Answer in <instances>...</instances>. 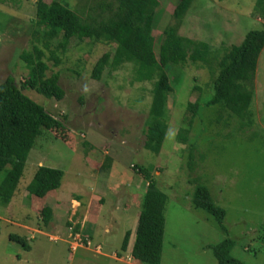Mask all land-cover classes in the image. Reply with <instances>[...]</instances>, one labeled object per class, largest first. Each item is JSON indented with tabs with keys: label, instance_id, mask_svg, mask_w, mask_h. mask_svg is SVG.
I'll return each mask as SVG.
<instances>
[{
	"label": "rangeland",
	"instance_id": "1",
	"mask_svg": "<svg viewBox=\"0 0 264 264\" xmlns=\"http://www.w3.org/2000/svg\"><path fill=\"white\" fill-rule=\"evenodd\" d=\"M37 1L0 0V85L13 77L20 87L28 78L20 56L32 51ZM63 1L71 8L80 3ZM159 1L153 32L157 45L164 28L174 22L171 15L177 4ZM263 17L264 0H194L180 34L220 49L239 45L250 31L262 30ZM59 41L54 40L51 49ZM114 51V45L72 40L66 53L57 52L59 66L46 51L48 76L59 74L64 99L59 102L24 90L75 134L77 144L56 138L58 131L43 130L36 139L11 202L0 201V264H124L97 254L95 248L102 246L110 257L122 256L126 233L137 230L148 184L134 166L153 168L157 190L167 197L160 264H219L213 247L226 239L235 242L231 255L241 263L264 264V49L250 111L253 125L242 127L228 110L208 107L213 95L210 70L202 63L188 62L180 81L173 83L168 130L159 154L144 147L156 80L139 82L135 63L117 70L107 67L95 75L102 56ZM198 99L199 112L189 128L188 106ZM185 128L189 132L182 141L179 134ZM41 166L64 173L60 188L46 202L29 190ZM5 174L0 175V183ZM198 186L206 187L211 202L226 211L225 229L196 207ZM93 199L105 204L103 218L93 216L97 209L90 204ZM41 202L53 209L48 225L42 221L41 206L35 209ZM77 234L88 238L91 246L73 251ZM10 235L26 237L28 249Z\"/></svg>",
	"mask_w": 264,
	"mask_h": 264
},
{
	"label": "trees",
	"instance_id": "2",
	"mask_svg": "<svg viewBox=\"0 0 264 264\" xmlns=\"http://www.w3.org/2000/svg\"><path fill=\"white\" fill-rule=\"evenodd\" d=\"M176 8L171 15L174 22L163 30L159 45L154 37V23L159 0H80L75 8L63 0H38L32 51H24L20 58L28 70V78L20 87L13 77L0 85V175L6 171L0 183V201L9 204L23 176L26 160L36 139L43 130L58 131L56 138H62L75 146L76 136L67 130L63 122L50 114L42 105L25 95L24 90H34L47 99L62 101L65 91L60 85L58 73L48 76L49 65L46 51L51 52L49 60L55 66L61 64L57 55L66 53L72 40L114 45L115 51L105 53L96 67V76L104 68L113 70L125 63L137 65L138 81H153V100L147 123L145 148L159 154L164 143L169 118V103L175 87L180 81L182 68L186 63L206 65L211 73L213 95L206 105H219L223 111L237 117L242 127H251L250 111L255 97V79L260 54L264 49V28L250 31L239 45L222 46L214 49L209 43L191 39L180 34V28L194 0H175ZM264 19V17H263ZM60 38L55 50L52 42ZM173 79L170 73L173 74ZM173 80V82H172ZM198 99L190 103L188 111L191 128L199 112ZM188 128L181 129L180 140L185 141ZM195 147L189 149L191 167L195 159ZM8 167L9 170H6ZM136 172L147 180V190L141 203V213L132 249L133 258L140 264H160L165 234L166 195L157 190L153 168L134 166ZM64 173L61 170L41 166L36 172L29 190L32 195L45 199L53 196L61 186ZM197 208L207 211L224 228L226 211L211 202L206 187L198 186L195 192ZM41 202L42 221L48 225L53 218V209ZM102 205V204H101ZM225 229V228H224ZM78 232V229L77 231ZM12 241L28 249L26 237L10 235ZM131 238L128 231L122 243L127 251ZM235 242L226 239L213 247L219 264H243L232 257Z\"/></svg>",
	"mask_w": 264,
	"mask_h": 264
},
{
	"label": "crops",
	"instance_id": "3",
	"mask_svg": "<svg viewBox=\"0 0 264 264\" xmlns=\"http://www.w3.org/2000/svg\"><path fill=\"white\" fill-rule=\"evenodd\" d=\"M93 203H95L96 204V207L95 208H97V209H95V210H93L92 211V213H93V216H95V217H98V215H101V218H103V214H104V211H102L103 209H104V206H105V204H100L98 201H96V200H92V202L90 203L91 204V206H92V204ZM73 204H77L78 206H82V204H81V202L80 201H74L73 202ZM90 206V207H91ZM93 209V208H92ZM90 211V210H89ZM102 212V213H101ZM75 213V212H74ZM104 218H105V216H104ZM97 219V218H96ZM97 220H95L94 221V223L96 222ZM93 222V221H92ZM92 226H94L93 224H92ZM79 227V226H78ZM24 228H26V229H29V227L28 226H24ZM31 230V229H30ZM32 231H34V230H32ZM35 233H39L40 231L39 230H36V231H34ZM105 232L106 233H108L109 232V229H106L105 230ZM130 232H131V238H130V242H129V246H128V249H127V251H122L123 252V254L124 255H122V256H117V255H111V257L109 256V255H105L104 253H103V248H101V252L100 253H97V254H99V255H102V256H104V257H108V258H111V259H113V260H115V261H117V262H120V263H124V264H126V263H129V261H127V259H132V262H134L133 264H140L138 261H136L134 258H133V256H132V249H133V246H134V243H135V240H136V231H135V233H134V231L133 230H130ZM91 237V239L93 238L92 236H90ZM100 247H102V246H100ZM126 257V258H125ZM127 257H129V258H127ZM73 258H75L73 255L71 256V260H73ZM126 259V260H125Z\"/></svg>",
	"mask_w": 264,
	"mask_h": 264
},
{
	"label": "built area",
	"instance_id": "4",
	"mask_svg": "<svg viewBox=\"0 0 264 264\" xmlns=\"http://www.w3.org/2000/svg\"><path fill=\"white\" fill-rule=\"evenodd\" d=\"M53 241V240H52ZM73 246H71L73 251H76L79 248L89 247L91 246V241L88 238H83L81 235L77 234L76 237L73 238ZM97 253L101 252V247L97 246L95 248Z\"/></svg>",
	"mask_w": 264,
	"mask_h": 264
}]
</instances>
